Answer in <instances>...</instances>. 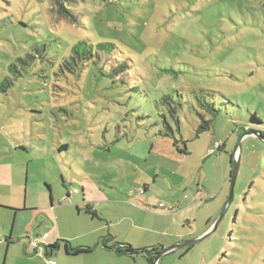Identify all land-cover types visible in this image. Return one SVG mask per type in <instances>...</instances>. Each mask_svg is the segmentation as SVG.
<instances>
[{"label":"rangeland","instance_id":"rangeland-1","mask_svg":"<svg viewBox=\"0 0 264 264\" xmlns=\"http://www.w3.org/2000/svg\"><path fill=\"white\" fill-rule=\"evenodd\" d=\"M52 2L0 0V264H148L24 253L56 229L74 247L197 240L219 220L237 161L218 226L160 262L264 264V0H65L77 25ZM84 39L118 46L122 83L109 65L68 71ZM202 114L213 125L196 139ZM182 138L188 154L174 147ZM98 190L111 201L95 216L83 201L97 209Z\"/></svg>","mask_w":264,"mask_h":264},{"label":"trees","instance_id":"trees-1","mask_svg":"<svg viewBox=\"0 0 264 264\" xmlns=\"http://www.w3.org/2000/svg\"><path fill=\"white\" fill-rule=\"evenodd\" d=\"M52 6H53L52 11L55 15L63 17L71 21L74 25H77L79 23V17L75 13H73L71 10H69V8L67 9L65 7V0H53ZM117 54H118V46L114 42L109 41V42L95 43L94 41L84 39V40H81L75 43L69 49V53L64 59L65 67L68 69V71L72 72L75 76L80 77L81 75L84 74L87 67L90 66L91 64H96V65L100 64L99 65L100 68L103 67L104 65H109L110 66V73H109L110 77H113L116 79V81H119L120 83H122V78L125 74L129 72L130 66H129V63L124 60L123 62H120L118 60L114 61L113 58ZM167 99L168 97L164 98V100H167ZM207 108L210 111H212L211 107L208 106ZM169 111L172 116L174 115L173 118H176L175 116L177 115H176L175 110L169 107ZM200 117H201V122H200L198 129L195 132L196 139L200 138L202 134L209 132L213 125V120H207L203 114ZM255 119H258V118L255 117ZM164 122H166V120ZM251 133L255 134L259 132H251ZM246 134H249V133H246ZM156 136L158 138H161V137L169 138L175 135H174L173 130L170 129V131L161 130L158 133H156ZM187 142L188 141H186L184 138H182L180 141L175 139L174 147L178 150L179 153L188 154ZM180 145H183V147L181 148ZM66 148H67L66 146H62L60 150H63V149L66 150ZM221 148H222V145L220 143H215L213 151L216 149V151L220 152ZM231 165H232V162H231ZM230 174L232 176V172ZM47 189L50 191V194H51V188L48 186ZM50 198L52 201L53 200L52 195H50ZM68 198H69V195H68ZM86 209L91 210V208L88 207V205L86 206ZM91 211L93 212L95 216L97 215L96 210L92 209ZM5 241L7 243V246H10L11 244L16 242L12 237L6 238ZM98 246H102L104 249L113 251L115 254L119 256H127L130 258H135L139 255H143V257L146 258V261L148 262V264L154 263L158 254L164 250L163 247H160V249L156 247L141 248V249L134 248L132 245H129L127 243H118L115 241V238L112 235H107L105 237L100 238L98 240L97 246L95 245L94 247H83V246L74 247L67 240H57L52 245H43V252H45L47 255H55L57 251H60L61 249H63L67 256L77 257L81 255L92 254L95 251L96 247ZM190 250L191 249L189 248L188 252ZM45 258H48V257L46 256Z\"/></svg>","mask_w":264,"mask_h":264},{"label":"crops","instance_id":"crops-1","mask_svg":"<svg viewBox=\"0 0 264 264\" xmlns=\"http://www.w3.org/2000/svg\"><path fill=\"white\" fill-rule=\"evenodd\" d=\"M98 193H99V197L97 198V200L96 201H94V202H97V209H96V206L95 205H93V202H89V201H86L85 199H84V201H83V204L84 205H88V207H90V208H92V207H94L95 209H96V211L98 210V208L99 209H101L100 211H101V213L103 214V210H102V206L105 204V203H107V202H109V201H111L110 200V198H109V196H105L102 192H101V190H98ZM119 203H122V204H125V202H119ZM51 204H52V201H51ZM51 207H53V205H51ZM94 209V210H95ZM138 209V211H140V212H144V213H146V214H149V215H152V216H155V217H160V218H166V217H168L169 216V214H153L152 212H150V211H147V210H142L141 208H137ZM58 231V229H56V230H54L53 232H49V233H46V235L44 236V237H42L41 239H40V241H37L38 243H39V247L41 248V249H37V248H35L34 246H33V248H32V245L33 244H31V242L29 243V246L28 247H26L27 248V252H29L30 251V253L31 254H33V256L32 257H29V254L30 253H24V256H25V258L27 259V260H29V261H32V259L33 258H38V256H39V254L40 255H43L44 257H48V258H52L53 256H58V254L56 253L55 255H47L45 252H43V247H42V245H52V244H54L56 241H57V238H56V232ZM50 240V241H46V240ZM99 240V239H98ZM20 244H24L25 245V243L24 242H22L21 241V243ZM97 244H98V241H97ZM97 244H96V246H97ZM32 248V249H31ZM62 250V249H61ZM97 250H100V253H101V255L103 256V257H105L106 259H108V260H110L111 259V256L112 255H115L116 257H118V258H127V256H119V255H117V254H115L113 251H110V250H108V249H104L102 246H98V247H96V249H95V251H97ZM51 254V253H50ZM46 255V256H45ZM165 257V256H164ZM30 258V259H29ZM124 258V259H125ZM123 259V260H124ZM127 260H128V258H127ZM162 261V260H161ZM55 263V262H54ZM135 263L137 264V259L135 260Z\"/></svg>","mask_w":264,"mask_h":264},{"label":"water","instance_id":"water-1","mask_svg":"<svg viewBox=\"0 0 264 264\" xmlns=\"http://www.w3.org/2000/svg\"><path fill=\"white\" fill-rule=\"evenodd\" d=\"M252 134H254V133H252ZM255 134L257 135L259 133H255ZM261 139L264 140V136H261ZM238 152H239V149H238ZM239 161H240V159H239ZM238 172H239V162L237 161V162L233 163V170H232V176H231V188H230V194H229L228 200L226 202V206L224 207V210L221 213L219 220L215 223V225L212 227V229L207 234H205V236L208 235L212 230H214L218 226L220 220L223 217V214L225 212V209H226L227 205L231 202V199H232L233 194H234V188H235V183H236ZM205 236H203V237H201V238H199L197 240H192V241L179 243V244L174 245V246H172L170 248L164 249L162 252H160L158 254V256L156 257L154 263H152V264H158L159 261L161 260V258L164 255L174 251L175 249H179V248H183V247L192 246V245L197 244L198 242L201 241V239L205 238Z\"/></svg>","mask_w":264,"mask_h":264},{"label":"built area","instance_id":"built-area-1","mask_svg":"<svg viewBox=\"0 0 264 264\" xmlns=\"http://www.w3.org/2000/svg\"><path fill=\"white\" fill-rule=\"evenodd\" d=\"M50 264H55L54 262H50Z\"/></svg>","mask_w":264,"mask_h":264}]
</instances>
